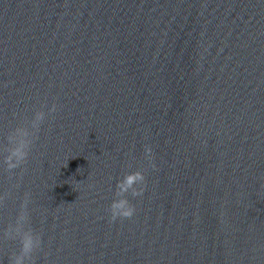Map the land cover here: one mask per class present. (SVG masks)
<instances>
[{"label":"water","instance_id":"95a60500","mask_svg":"<svg viewBox=\"0 0 264 264\" xmlns=\"http://www.w3.org/2000/svg\"><path fill=\"white\" fill-rule=\"evenodd\" d=\"M22 218L24 264H264V0H0V264Z\"/></svg>","mask_w":264,"mask_h":264},{"label":"clouds","instance_id":"9594fccd","mask_svg":"<svg viewBox=\"0 0 264 264\" xmlns=\"http://www.w3.org/2000/svg\"><path fill=\"white\" fill-rule=\"evenodd\" d=\"M45 114L43 112H37L35 114V118L33 123L37 124L44 119ZM14 156H17V160H21L26 156V152L17 153L13 152ZM139 176V173H136ZM142 179V177H141ZM116 205H113V214H130V212H117ZM10 238L14 240H19L20 248L19 253H14L12 257H10V264H24L26 259H30L32 253L39 246V238L28 228H26V218H22L17 221L15 225H10L8 229V233Z\"/></svg>","mask_w":264,"mask_h":264}]
</instances>
